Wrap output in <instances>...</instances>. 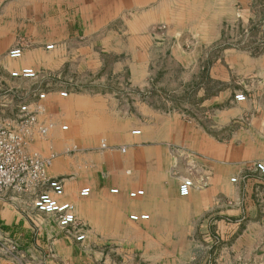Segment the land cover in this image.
<instances>
[{"label":"crops","instance_id":"obj_1","mask_svg":"<svg viewBox=\"0 0 264 264\" xmlns=\"http://www.w3.org/2000/svg\"><path fill=\"white\" fill-rule=\"evenodd\" d=\"M44 1L46 6L38 14L46 12L54 16L49 15L43 24L52 33L55 50L51 55L54 64H72L75 57L79 58L80 69L97 77L85 83L84 87L90 89L98 86L96 81L100 80L103 85L108 78L106 74L101 75L104 65L99 54V51L106 52L118 59L123 58V69L127 73L125 78L130 87L127 90L120 87L102 90L96 87V90L80 92L69 89L66 100H61L53 92L47 95L44 106L40 104L42 112L38 115V122H49L54 126L46 139L34 138L27 146L28 152L42 157L55 154L46 176L62 182L64 195L61 201L74 206L76 219L89 203L88 198L95 199V210L87 221L89 228L86 231L79 230L84 234V240L76 242L73 236L56 230L60 228L54 217L34 209L33 199L38 193L47 191L46 187L30 185L18 191H1L0 239L13 242L17 247L10 256L0 250V264L7 261L15 264H140L137 260L141 259L147 264H168L169 234L166 230L133 231L139 223H146L144 226L147 227L160 225V228L172 222L187 224L185 231L179 235L180 240L186 241L190 236L191 223L199 225L201 222L202 238L206 243L211 242V236L215 234L223 241L238 239L235 246L227 244L231 246L217 251L215 264H250L253 248H247L245 241L264 242V217L246 222L243 216L245 206L236 203L227 206L230 210L226 208L223 211L222 206L219 212L215 211L218 208L217 193L228 191L226 182L217 179V176L221 175L220 167L229 166L233 159L230 148L232 142L217 141L203 132L195 120L183 115L223 98L224 106L214 115L217 118L213 120V128L225 133L231 125L233 110L231 101L226 98V88L217 97L210 98L205 97V87H200L193 94L195 105L191 104L190 108L177 105L178 99L188 95V88L192 89L196 84L199 75L198 56L196 52L182 56L180 42H171L172 45L167 44L169 56L165 55L166 46H161L164 60L159 61L160 67H157L159 64L154 54L157 46L147 33L154 22L151 9H147L153 0ZM61 13L63 19H72L73 23L59 25ZM4 14L1 12V15ZM119 17L123 23L115 27L112 22ZM193 17L195 19H191V22L194 25L190 24L189 19L184 25L174 24L172 28L176 29L170 37L185 34L195 38L197 45L216 41L220 35L217 24L226 17L222 13L218 14L216 9L213 15L202 13L199 16L197 13ZM76 19L80 22L79 27L74 23ZM1 20L0 66L5 68L9 64L4 55L15 45L14 41H8V29ZM60 31L65 35L60 36ZM78 32L82 34L80 41L73 42ZM72 44L74 47L78 45V55H75ZM62 50L63 59H56L55 56H60ZM32 53L38 57L43 52L32 50ZM31 61L35 64L37 60ZM31 61L24 59L16 66L22 68ZM116 65L120 66L118 62ZM175 69L177 72L172 73ZM262 70L264 74L263 67ZM116 71L119 72V68ZM230 75L219 60L209 72V78L223 86L230 81ZM245 76L257 75L249 70ZM119 80L124 81V78ZM178 84L181 87H177ZM263 95L264 90H259L256 97L247 95L257 99V102L249 100L244 104L251 108L253 106L260 114L252 118L251 125L240 132L241 154L235 160L241 166L264 162V100H260ZM156 100L160 102L159 108L153 106ZM200 101H203L201 105ZM63 120L67 124L64 131L58 126V122ZM136 131L139 133L133 135ZM102 141L111 148L108 152H99L98 146ZM72 147L75 151L67 152L66 149ZM122 147H125L124 153L127 151V159L132 165H136L138 160L149 159L160 160L163 167L144 169L145 178L132 186L118 158L116 149ZM189 168L207 174V187L201 189L192 180L189 196L180 197L178 183L187 176L185 169ZM165 184L168 185L166 192ZM84 188L90 189L89 196L79 197ZM111 190H117V193H109ZM138 190L144 192L143 196L135 199L128 196ZM185 204L190 206L187 211L183 210ZM130 215H147L148 219L134 222L129 220ZM229 215L237 217L228 218ZM47 217L53 220L48 221ZM242 241L245 247H242ZM192 260L193 257H189L187 264ZM172 262L185 264L182 261L179 263L177 259ZM251 262L264 264V254Z\"/></svg>","mask_w":264,"mask_h":264},{"label":"rangeland","instance_id":"obj_2","mask_svg":"<svg viewBox=\"0 0 264 264\" xmlns=\"http://www.w3.org/2000/svg\"><path fill=\"white\" fill-rule=\"evenodd\" d=\"M161 2L164 3L163 6H161ZM44 6H46L44 0H2L0 3V16H2L0 20L2 19L1 23H5L7 26L8 41H14V47H21L23 51L21 58L12 60L7 57L9 49L4 55L6 63L9 65L5 68L0 66V129L19 132L22 129V125L18 123V108L21 105H28L29 110L36 115V124L31 127L33 135L26 139L24 145V150L27 154H37L28 152V144L34 138L46 139L49 131L54 126L53 123L47 122L44 124L38 122V115L40 111L42 112L41 105H45L49 93L55 92L61 100H66L67 97L62 98L60 93H68L69 89L80 92V90H96L98 88L108 90L114 87L127 90L130 87L129 82L125 78L127 73L125 69H123V58L118 59L116 56L106 52L99 51V54L100 60L104 65L101 75L106 74L108 78L103 82V85L100 80L96 81L98 83L96 87L98 88L90 87V89H87L84 87L87 81H92V79L97 77L90 72L80 69L79 58L75 57V61H73L72 64H64L63 62L54 64L53 61L55 60L52 59L51 55L55 50L53 38L51 36L52 33L48 30V27L43 25L44 22L48 20L49 15H51V17L54 16L46 12L38 14L43 11L42 9ZM228 8H231V10L228 11ZM147 9H151L152 19L154 20L147 33L151 35L157 46L155 47L154 54L158 60V64L159 61L164 60L161 57V46H166V48H164L165 51H167L165 55L169 56L170 48L167 44L169 43L172 45L171 42H180L182 47V53L180 54L182 56L183 54L192 55L195 52L196 56H198L197 63L199 75L196 84L192 89H190L191 87L188 88L190 91L188 95L178 99L177 105H179L180 108L183 106L190 108L191 104L195 105L196 100L193 94H195L196 90L200 87H205L207 91L205 97L209 96L210 98L211 96L217 97L219 92H221L223 88H226L227 101H231V108L233 109L230 117L231 125L226 129L225 133L218 128H213V120L217 118V116L214 117V115L217 114V110H221L224 106L223 98L219 100L223 101L222 103H218L219 101H217L208 106H200L197 111L189 110L183 113L186 118L195 120L203 132L215 138L217 141L221 142L222 140H226L232 142L230 148L233 153V159L229 163V166L220 167L222 172L220 176H217V179H222V181L226 182L228 191L217 193L216 205L218 208L215 209V211L219 212L222 206V210L224 211L228 208V205L231 206L236 203L238 206H245V208H243V216L246 217V222L255 221L259 217H264V178L260 177L254 171V164L256 162L253 165L245 167L241 166L235 160V158L240 157L241 154L239 143L241 130H245L246 127H249L251 125V119L257 118L260 114L253 106L251 108L244 104L249 100L257 102V99L255 100L247 95L255 96L259 90H264V74L262 70V67L264 68V0H153L151 4L147 6ZM214 9L218 11V14L222 13L224 17H226L217 24V30L219 29L220 35L217 36L216 41L197 45V42L194 40L195 38L186 36L185 34L175 36V38L170 37L175 32L173 30L176 29L175 27L174 29L172 28L174 24L184 25L190 21V24L194 25V23L191 22V19H195L193 16L197 15V13H199V16H201L202 13H211V15H213ZM21 11H23V14H21ZM1 12H5L6 14L1 15ZM63 17L61 13V18L58 21L59 25H64V23L69 24L70 22L73 23L72 19L69 21L63 19ZM187 19H189V21H187ZM74 23L76 27H79L80 22L77 21V19L74 20ZM112 23L115 27H120L123 21L119 17ZM59 35L64 36L65 34L63 31H60ZM77 35L78 37H73V42L80 41V36L82 34L78 32ZM93 39H95V37H93ZM51 44L53 48L47 50L46 47ZM77 46L78 45L74 47L73 45L75 55H78L79 51ZM32 50H41L43 53L37 57L32 53ZM63 56L64 53L62 50L60 56L58 54L55 57L56 59H63ZM24 59H27V61L37 60L35 64H32L31 61L26 64V66L22 67L32 68L36 72V76L32 79L11 78L10 72L22 69L21 67L18 68L16 64ZM218 60L220 61V65L226 67L231 73L230 81L225 86L209 78V72L214 63ZM117 62L120 64L118 67L117 65L115 66ZM157 67H160V64L157 65ZM118 68L119 72L116 71ZM249 70L254 71L257 76H245L246 71ZM175 72H177V69L173 70L172 73ZM121 77L124 78V81L119 80ZM99 81L101 83H99ZM177 87H181V85L178 84ZM229 92L230 95L228 94ZM40 94L45 95L44 99H38ZM239 94L245 97L244 101L238 102L235 99V96ZM261 97L262 99L260 100H264V95ZM202 102L203 101H200L199 104L201 105ZM153 106L159 108L160 102L156 100L153 102ZM37 107H39V111ZM64 123V120L60 121L58 122V126L62 129V127L67 125ZM42 126H50L44 136L38 134V129ZM227 136H229V138H227ZM102 143L105 144L106 148H101ZM98 148L100 153L108 152V150L111 149L104 141L99 143ZM124 148L125 147L117 148L116 150L118 151L120 164L122 167H125V174L129 177L130 185L132 186L145 178L144 169H161L163 167L160 160L149 159L138 160L136 165H132L131 161L127 159V151L124 153ZM122 149H124V151H122ZM66 150L70 153L75 151L73 147ZM37 155L42 159L50 158L49 166L55 157L53 153H50L46 157H42L39 154ZM49 166L46 167V170ZM185 171L187 176H184L182 180H193L201 189L207 187V174L197 171L196 168L185 169ZM204 171L207 170L204 169ZM173 177L176 176L173 175ZM181 181L178 183V186ZM166 184L164 187L165 192L168 190V185ZM37 186L46 187L42 184ZM88 200H90L89 203L83 207L81 213L77 216V226L75 228L69 230H56L69 236H73V234L80 229L86 231V229L89 228L87 221L92 211L95 210L94 205L96 202L92 197L88 198ZM189 208L190 206L185 204L183 210L187 211ZM227 217L235 218L237 216L229 215ZM46 220L51 221L53 218L48 219L47 217ZM144 225L147 224H137L138 227L133 233L140 231L151 232L154 231V229L157 231L166 230L168 232V264H173L172 260L175 259H177L179 263L182 261L187 264L189 257H193L190 264H215L217 251L226 246H235V244L239 242L238 239L223 241L217 234H215L214 237L211 236V242H204L202 238L204 235L202 232L203 229L201 228L203 225L202 222L199 223V225L197 223H191V225H189V227L192 228V232L189 231L191 234L186 241L180 240L179 235L181 232L185 231L187 224L172 222L168 225H162L160 228V225H156L155 227L149 224L150 227ZM198 236L199 239H197ZM246 242L247 248H253L252 256L249 257V263L252 264V260L264 254V242L257 240L245 241V243ZM11 243L15 246L16 250V244L13 242ZM242 247H245L244 241H242ZM15 250L7 255L10 256L14 254ZM233 256L234 253L231 254V257ZM237 261L239 262V260ZM137 262L140 264H147L143 259L137 260Z\"/></svg>","mask_w":264,"mask_h":264},{"label":"built area","instance_id":"obj_3","mask_svg":"<svg viewBox=\"0 0 264 264\" xmlns=\"http://www.w3.org/2000/svg\"><path fill=\"white\" fill-rule=\"evenodd\" d=\"M52 45L46 47L47 50L52 49ZM23 54L21 47H14L7 52V57L12 60L21 58ZM11 78L32 79L36 76V72L32 68H22L10 72ZM67 93H60L61 97H66ZM45 95L40 94L39 100L44 99ZM238 102L245 100L241 94L236 95ZM39 111V107H37ZM37 111V112H38ZM18 123L22 125V129L17 131L0 129V192L6 189L21 190L30 185H45L47 191L39 193L35 196L32 205L34 209L42 214L54 217L58 227L61 230L73 229L77 226L74 206L65 201H61L64 195V187L61 181L57 179H49L46 176V167L50 164V158L42 159L37 154H27L24 150L26 139L33 135L31 127L36 124V115L29 110L28 105H21L18 108ZM50 126L39 127L38 134L44 136ZM66 127H62L65 130ZM133 132L132 134H138ZM101 148H106L105 144H101ZM124 151V149H122ZM254 171L264 178V162H256ZM192 181L184 179L178 186V194L180 197H187L190 194ZM110 193H117V190H111ZM89 188L80 191V197H88ZM144 192L138 190L129 193L132 199L143 196ZM147 215H130L129 220L138 222L147 220ZM76 242H82L85 238L83 233L79 231L73 234ZM0 250L3 254H10L15 250V246L10 241L0 239ZM4 264H15L7 261Z\"/></svg>","mask_w":264,"mask_h":264}]
</instances>
